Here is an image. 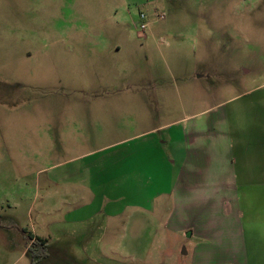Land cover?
Returning a JSON list of instances; mask_svg holds the SVG:
<instances>
[{
	"label": "rangeland",
	"instance_id": "374dc122",
	"mask_svg": "<svg viewBox=\"0 0 264 264\" xmlns=\"http://www.w3.org/2000/svg\"><path fill=\"white\" fill-rule=\"evenodd\" d=\"M194 144L252 187L196 246ZM0 264H264V0H0Z\"/></svg>",
	"mask_w": 264,
	"mask_h": 264
},
{
	"label": "crops",
	"instance_id": "0c3cea01",
	"mask_svg": "<svg viewBox=\"0 0 264 264\" xmlns=\"http://www.w3.org/2000/svg\"><path fill=\"white\" fill-rule=\"evenodd\" d=\"M186 138H188L187 135ZM186 146H188V142ZM193 146V148L190 147L188 149L186 158L185 160H183L181 175L182 177L181 179L179 178L180 180H182V187L180 188L179 192H182L183 196L182 200L184 215L188 217L196 216V220L193 221H196V225H200V233L196 231L195 233L188 234L190 239L195 240L194 246H196L197 242L207 244L209 240H217L218 237H215V239L210 237L213 233L219 231V227L216 226V223L213 220L214 214L221 215L222 217L226 218H230V216H233L239 212L240 214H244V212L242 211L243 203L240 194L246 193V199H248L249 190L252 189V187L251 185H249L250 181L248 180V175L244 176L243 180H239V174H235L236 176H231L229 177V179L225 180L220 177L218 169H215L213 173H208L207 170L210 169L213 158L217 159L219 155H222L221 152H223V149L217 150V157L213 156V158H209L206 155H202L203 157L206 156L203 159V157L199 156L201 154L200 148L205 149V147L196 144H194ZM229 147L234 149V146L232 145ZM231 159L235 160L233 157ZM233 170L237 171L236 165L234 164ZM242 172L244 173V171ZM209 175L214 177L212 181H215V183L217 182L215 186H209ZM180 180L178 182H180ZM239 182H244L245 185L239 186ZM195 185L197 186L194 187ZM173 186L174 188H171L170 190V207L172 205L175 209L176 201L174 199V196L176 195L177 191L176 185ZM77 194V197L79 199V191L77 192ZM247 204L248 201H246V206ZM237 205L239 208L237 207ZM138 206L139 205H135V207ZM84 221L89 222V218L87 217L86 219H84ZM176 230L187 232V229L185 227L183 229L178 228ZM223 237H225L224 239L230 238V236H228L227 234H225Z\"/></svg>",
	"mask_w": 264,
	"mask_h": 264
},
{
	"label": "trees",
	"instance_id": "16d2710c",
	"mask_svg": "<svg viewBox=\"0 0 264 264\" xmlns=\"http://www.w3.org/2000/svg\"><path fill=\"white\" fill-rule=\"evenodd\" d=\"M26 238L31 242L29 252L33 254V258L36 260V262H40L48 258V239L35 237L32 233L27 235ZM35 260L33 261V263L35 262Z\"/></svg>",
	"mask_w": 264,
	"mask_h": 264
},
{
	"label": "built area",
	"instance_id": "2783aa9c",
	"mask_svg": "<svg viewBox=\"0 0 264 264\" xmlns=\"http://www.w3.org/2000/svg\"><path fill=\"white\" fill-rule=\"evenodd\" d=\"M141 19H142V20L145 19V16L142 15V16H141ZM146 29H147L146 25H145V24H142V25H141V30H142V31H145Z\"/></svg>",
	"mask_w": 264,
	"mask_h": 264
}]
</instances>
